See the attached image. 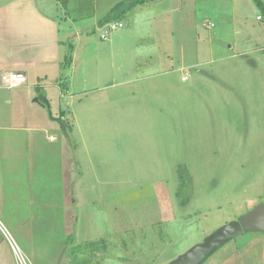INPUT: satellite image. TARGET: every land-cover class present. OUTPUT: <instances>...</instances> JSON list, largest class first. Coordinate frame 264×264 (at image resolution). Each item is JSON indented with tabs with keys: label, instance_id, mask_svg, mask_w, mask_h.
<instances>
[{
	"label": "rangeland",
	"instance_id": "rangeland-1",
	"mask_svg": "<svg viewBox=\"0 0 264 264\" xmlns=\"http://www.w3.org/2000/svg\"><path fill=\"white\" fill-rule=\"evenodd\" d=\"M151 7L138 19V35L128 33V17L112 30H90L99 41L107 36L104 42L126 35L113 48L117 55L107 51L108 59L84 63L78 72L83 88L96 84L95 71L112 73L73 98L79 130L67 119L60 128L35 127L40 141L33 152L49 155L48 173L36 175L42 185H24L28 199L23 185L17 193L0 185V219L23 210L31 216L33 264H56L61 254L59 264H167L255 206L264 214V53L244 58L230 48L235 39L251 45L255 36L264 46L259 8L253 0H161ZM142 37L150 45H138L141 56L170 72L146 75L154 65L134 60V47H124ZM18 128L20 138L34 132ZM79 131L95 172L75 163L72 139ZM5 187L23 200L18 210ZM0 242L2 261L16 264L1 230ZM200 264H264V233L246 230Z\"/></svg>",
	"mask_w": 264,
	"mask_h": 264
},
{
	"label": "crops",
	"instance_id": "crops-1",
	"mask_svg": "<svg viewBox=\"0 0 264 264\" xmlns=\"http://www.w3.org/2000/svg\"><path fill=\"white\" fill-rule=\"evenodd\" d=\"M85 1H87L86 4ZM120 1L68 0L65 6L59 0H0V78L1 74L6 71H23L26 76L25 84L7 91L3 88L0 79V125H4L1 128L3 134L0 136V185H9V189L15 193L19 191L20 185H23L22 194L27 199L28 195H25L24 185H42V178L37 180L36 175L41 170H46L48 173L47 162L45 165L43 160L46 158L48 161L49 155L46 153L45 156L44 153H41L39 157V153L33 152L37 148H34V141H40L39 136L36 135L38 133L35 127L52 124L54 125L52 128L56 129L60 128L63 121L67 119L70 120L73 127H77L79 130L80 112L72 102L73 98L86 93L90 87L98 85L97 79L108 78L112 73L102 70L95 71L93 80L96 84L89 88H83L85 78L82 77L80 80L78 72L80 71L81 74L84 63L89 61L96 63L98 60L101 62L105 58L108 59L107 51H110L111 58L117 55H113L115 52L113 48L121 47L123 42L120 41L126 35L120 34L117 38L116 34L114 38H108L107 42H104L107 36L102 39L100 35L105 34V31L98 34L99 38L103 40L99 41L91 36L93 32L90 30L109 28L111 22L102 26H99L98 22ZM155 3L161 6V0H151L136 6L125 15V18L128 17L130 21L129 28L131 29H127L128 33L134 30L137 34L139 30H143L142 23L138 25V19L144 20L145 15L150 13L151 6ZM138 15L141 17L137 18ZM123 19L124 17L118 20L123 22ZM134 20L137 21V24L133 22ZM155 38L159 39L158 36ZM254 38L248 42L251 45L246 44L245 46L242 45V41L235 39L230 48L234 46L235 49L240 48L241 50L234 51L233 55H243L244 58H247L248 52L251 54L264 53L263 44H259L256 36ZM137 41L141 43L126 41L124 47L127 49L134 47V51L137 48L140 53L142 50L138 45L149 44V40H146L145 37ZM134 51L132 54L134 60H145L154 65L150 67V74L146 75L158 74L160 76L171 71L160 60L153 59V56L149 55V60L142 57L141 53L139 56L136 55ZM119 54L121 55L120 52ZM124 76L127 75L124 74ZM60 98L65 100L64 104L59 101ZM18 126L29 127L30 129H27L34 132L27 133L26 139L20 138L17 133L20 129ZM81 135L82 132L79 131L78 139L76 141L72 139L76 147L73 152L75 163L77 168L82 167L85 172H95L89 156L83 152V148L86 149L87 141ZM48 139L53 141L55 135L50 134ZM16 141L20 142L18 150H14ZM26 142L29 143L25 148ZM62 166L65 170L63 160ZM60 172L62 173L63 170ZM75 182L76 185H91V181L75 180ZM97 182H94L93 185L98 184ZM106 183V181L101 182L103 185ZM158 191L160 192V188ZM4 193L9 195L12 199L10 201L16 205L14 209L18 210L19 205L22 206L23 200L15 199L6 191V187ZM18 212L21 211H16V213ZM26 213L23 210L12 219L1 215L2 220L0 219V221L31 260L32 248L29 245L32 236L31 216L28 214L26 216ZM26 229H30V233ZM17 237L19 241L16 239ZM3 252V245L0 242V264H5L2 261ZM100 264L111 263L105 259Z\"/></svg>",
	"mask_w": 264,
	"mask_h": 264
},
{
	"label": "water",
	"instance_id": "water-1",
	"mask_svg": "<svg viewBox=\"0 0 264 264\" xmlns=\"http://www.w3.org/2000/svg\"><path fill=\"white\" fill-rule=\"evenodd\" d=\"M246 230L262 231L264 233V214L260 205L255 206L238 219L231 220L218 227L201 242L192 245L167 264H200L217 247L227 240L243 234ZM61 256L56 264H59Z\"/></svg>",
	"mask_w": 264,
	"mask_h": 264
},
{
	"label": "built area",
	"instance_id": "built-area-1",
	"mask_svg": "<svg viewBox=\"0 0 264 264\" xmlns=\"http://www.w3.org/2000/svg\"><path fill=\"white\" fill-rule=\"evenodd\" d=\"M260 18V16H258ZM123 22H111L109 24V29H114L116 27L122 26ZM105 38L104 35L101 36ZM1 84L8 90H11L14 87L23 85L26 83V76L23 71H6L1 74ZM0 230L3 235L7 238L11 252L13 253L16 264H33L29 257L22 250L20 245L13 238L8 229L4 226V224L0 221Z\"/></svg>",
	"mask_w": 264,
	"mask_h": 264
},
{
	"label": "trees",
	"instance_id": "trees-1",
	"mask_svg": "<svg viewBox=\"0 0 264 264\" xmlns=\"http://www.w3.org/2000/svg\"><path fill=\"white\" fill-rule=\"evenodd\" d=\"M63 5L66 6L68 0H59ZM151 0H121L113 8L101 18L98 22L99 26L104 25L105 23L114 22L120 18L125 17V15L131 11L136 6L142 5ZM255 5L259 8V16L264 21V1L262 0H253ZM217 249V248H216ZM206 259V258H205ZM204 259V260H205Z\"/></svg>",
	"mask_w": 264,
	"mask_h": 264
}]
</instances>
